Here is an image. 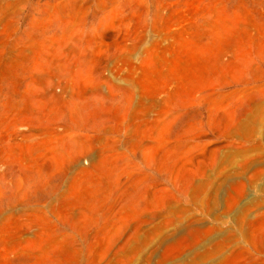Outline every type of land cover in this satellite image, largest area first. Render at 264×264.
Masks as SVG:
<instances>
[{"label":"rangeland","instance_id":"rangeland-1","mask_svg":"<svg viewBox=\"0 0 264 264\" xmlns=\"http://www.w3.org/2000/svg\"><path fill=\"white\" fill-rule=\"evenodd\" d=\"M0 264H264V0H0Z\"/></svg>","mask_w":264,"mask_h":264},{"label":"bare ground","instance_id":"bare-ground-1","mask_svg":"<svg viewBox=\"0 0 264 264\" xmlns=\"http://www.w3.org/2000/svg\"><path fill=\"white\" fill-rule=\"evenodd\" d=\"M72 143H74V142H72ZM72 145H75V144H72ZM73 147V146H72ZM75 147V146H74ZM223 229V228H222ZM249 242V241H248ZM215 245V244H214ZM215 250V249H214Z\"/></svg>","mask_w":264,"mask_h":264}]
</instances>
